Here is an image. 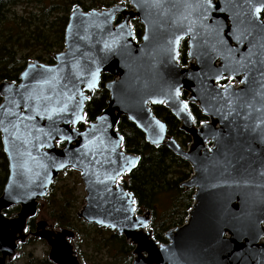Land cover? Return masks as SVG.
<instances>
[{
	"label": "water",
	"instance_id": "95a60500",
	"mask_svg": "<svg viewBox=\"0 0 264 264\" xmlns=\"http://www.w3.org/2000/svg\"><path fill=\"white\" fill-rule=\"evenodd\" d=\"M53 61L34 59L18 81H0L8 161L0 264L13 261L18 242L31 236L46 241L54 264H91L80 260L73 229L47 220L27 227L67 169L80 173L85 189L77 216L124 236L134 247L132 264H264V0H120L91 10L75 4ZM103 74L111 75L106 107L81 128ZM190 104L208 119L197 123ZM153 105L180 121L188 147ZM122 116L192 169L180 186L194 190L193 204L184 224L166 231V242L155 238L151 211L138 212L120 180L140 161L123 147ZM15 205L19 211L8 216Z\"/></svg>",
	"mask_w": 264,
	"mask_h": 264
},
{
	"label": "trees",
	"instance_id": "16d2710c",
	"mask_svg": "<svg viewBox=\"0 0 264 264\" xmlns=\"http://www.w3.org/2000/svg\"><path fill=\"white\" fill-rule=\"evenodd\" d=\"M116 2L117 0H3L0 3V81L4 79L18 81L34 50L39 52L36 59L48 64L54 62L53 54L64 47V30L75 4L84 10H91L109 7ZM17 5H24L22 13L13 9ZM133 26L136 37L140 38L143 25L136 19ZM180 62L183 65L187 64L185 40L180 45ZM110 79L109 74L101 76L99 88L86 103V122L80 125L81 128L95 120L106 107L109 97L106 83ZM182 95L186 97L187 93L184 91ZM152 108L155 114L166 122L168 132L175 136L182 146L188 147L191 137L181 131L180 121L173 113L164 105H153ZM190 108L196 122L201 123L208 119L201 110H198L196 104H191ZM118 129L124 138L125 150L140 156L138 166L120 180L134 193L137 211H151L150 227L155 238L159 242H166V231L184 224L193 204L194 190H186L180 186L182 181L190 177L192 169L187 161L165 145L156 148L149 144L144 139V133L125 116L121 117ZM67 172H72V169H67L62 174ZM7 176L8 161L0 133V194ZM59 179L60 176L52 184L39 213L42 210V213L51 219L55 228H70L75 231L74 245L80 260L102 264L100 260H96V255L86 250L93 245V252L108 253L110 259L105 264H132L134 247L117 232L80 219L76 214L79 209L77 210V200L72 190L63 188L58 194L56 182ZM17 211L19 207L12 206L5 212L12 216ZM35 221L34 218L29 220V229L35 228ZM79 223H82L83 229L78 227ZM44 263L51 264L46 259Z\"/></svg>",
	"mask_w": 264,
	"mask_h": 264
},
{
	"label": "rangeland",
	"instance_id": "374dc122",
	"mask_svg": "<svg viewBox=\"0 0 264 264\" xmlns=\"http://www.w3.org/2000/svg\"><path fill=\"white\" fill-rule=\"evenodd\" d=\"M120 0H117L116 3H118ZM115 3V4H116ZM28 6V5H27ZM32 7V6H30ZM24 8V5H17L14 6L13 9L18 11L19 13H22ZM29 9V8H28ZM33 9V8H32ZM58 51V50H57ZM32 53V54H31ZM31 56L28 59V61H32L36 59V55L39 54L38 51L34 50V52H31ZM43 62V61H42ZM226 82V81H225ZM224 84V83H222ZM65 172V171H63ZM62 172V173H63ZM60 174V179L58 182H56L57 185V190L59 191L58 194L61 193L63 188L71 189L72 194L75 197L76 204L78 205V209L81 208V206L84 204V198H85V189L84 185L80 176V173L76 170H72V172H67L64 174ZM43 202H41L42 204ZM76 210V211H77ZM37 220H48L49 222H52L49 217H47L45 214H39L36 218ZM80 226L79 228L83 229L82 223H79ZM33 237V236H31ZM84 249L85 244L83 245ZM50 247L44 240L40 239H29V241L19 250L20 255L16 257L11 263L9 264H46L44 263V260L48 258V253H49ZM86 250L90 253L93 254L94 256L96 255V260H100L102 264H105V262L110 259L108 256V253L106 251L95 253L93 252V245L86 248ZM82 261V260H81ZM85 262V261H82ZM91 264H95L93 262H89Z\"/></svg>",
	"mask_w": 264,
	"mask_h": 264
},
{
	"label": "flooded vegetation",
	"instance_id": "af4514ba",
	"mask_svg": "<svg viewBox=\"0 0 264 264\" xmlns=\"http://www.w3.org/2000/svg\"><path fill=\"white\" fill-rule=\"evenodd\" d=\"M15 206H18V205H15ZM19 207V206H18ZM40 208H41V206L39 207V211H40ZM39 211H38V214H37V216L39 215V214H44V213H42V210H41V212L39 213ZM18 212V211H17ZM17 212H16V214H17ZM16 214H14V215H12V216H15ZM11 216V217H12ZM37 216L36 217H34V219H36L37 218ZM30 220V219H29ZM29 220H28V222H29ZM38 220L36 219V221H35V227H36V222H37ZM48 221V220H47ZM49 222V221H48ZM51 225H53V223L52 222H49ZM27 227H28V223H27ZM53 227L55 228V226L53 225ZM28 230H35V228L34 229H29V227H28ZM30 238H37V237H29L28 239H27V241L25 242V243H21V242H18V249H17V251H18V253H17V256L16 257H18L19 255H20V249L29 241V239ZM46 242V241H45ZM46 260H48L51 264H54V263H52L48 258H46ZM12 262V261H11ZM11 262H7V264H9V263H11Z\"/></svg>",
	"mask_w": 264,
	"mask_h": 264
},
{
	"label": "snow or ice",
	"instance_id": "6c2138e0",
	"mask_svg": "<svg viewBox=\"0 0 264 264\" xmlns=\"http://www.w3.org/2000/svg\"><path fill=\"white\" fill-rule=\"evenodd\" d=\"M257 11H259V9H257ZM60 110L63 111V109H60ZM49 118H51V117H49ZM29 119H31V117H29ZM76 119H82V117L77 116ZM62 166H63V165H61V167H62Z\"/></svg>",
	"mask_w": 264,
	"mask_h": 264
},
{
	"label": "bare ground",
	"instance_id": "6f19581e",
	"mask_svg": "<svg viewBox=\"0 0 264 264\" xmlns=\"http://www.w3.org/2000/svg\"><path fill=\"white\" fill-rule=\"evenodd\" d=\"M143 27V26H142ZM142 32H143V30H142ZM141 36V35H140ZM139 38V37H138ZM224 82V81H223ZM191 105V104H190ZM195 105V104H194ZM165 108H167V107H165ZM191 109V108H190ZM198 110H200V109H198ZM194 115V114H193ZM158 116V115H157ZM159 117V116H158ZM175 117V116H174ZM127 118V117H126ZM206 120V119H205ZM204 120V121H205ZM196 121V120H195ZM179 122V121H178ZM180 123V122H179ZM198 123V122H197ZM140 130V129H139ZM182 131V130H181ZM143 133V132H142ZM145 137V136H144ZM145 139V138H144ZM160 147V146H159ZM157 148V147H156Z\"/></svg>",
	"mask_w": 264,
	"mask_h": 264
}]
</instances>
